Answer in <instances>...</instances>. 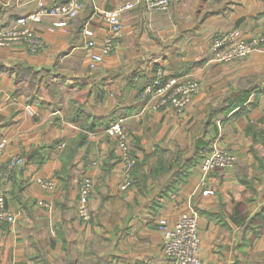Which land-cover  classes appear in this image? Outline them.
<instances>
[{
	"label": "crops",
	"instance_id": "0c3cea01",
	"mask_svg": "<svg viewBox=\"0 0 264 264\" xmlns=\"http://www.w3.org/2000/svg\"><path fill=\"white\" fill-rule=\"evenodd\" d=\"M54 1L61 0H45ZM83 2L73 18L44 15L34 24L43 52L0 47V143L7 139L0 182L15 214L0 225V264H165L159 220L174 223L190 205L199 214L202 264H264V50L210 60L219 33L264 34V0H171L168 10L151 16L135 4L123 12L117 48L94 69L83 47L85 24L101 38L103 11L136 0ZM38 7L37 0H0L1 28ZM159 67L167 79L203 78L182 113L142 98L148 73ZM219 105L225 115L205 128ZM121 119L145 161L144 181L127 189L120 188L117 137L106 132ZM81 133L74 168L62 173L63 155ZM215 138L236 154V164L211 172L194 193L203 175L198 161L163 195L169 174L155 171V162L169 152L177 158L180 150L189 158ZM12 155L25 161L7 172ZM84 174L95 181L90 222L77 213ZM33 175L54 176L55 191L32 183Z\"/></svg>",
	"mask_w": 264,
	"mask_h": 264
},
{
	"label": "built area",
	"instance_id": "2783aa9c",
	"mask_svg": "<svg viewBox=\"0 0 264 264\" xmlns=\"http://www.w3.org/2000/svg\"><path fill=\"white\" fill-rule=\"evenodd\" d=\"M37 2L39 4L37 10L19 16L9 26L1 28L0 38L17 40L22 43L23 50L30 53L43 52L45 41L36 32L34 24L40 22L44 15L60 19L73 18L84 6L83 0L54 1L50 4H47L45 0H37ZM139 3L144 5L146 15L151 16L155 10H168L171 0H136V2H126L116 8L103 11L102 17L107 27L101 38L94 37L88 26L89 23H86L82 30V38L83 47L89 51L91 68H97L104 61L105 56L117 48L123 33V12ZM263 42L264 34L247 37L239 28L224 31L217 34L213 40L210 60L212 62H225L246 57L255 51L264 50ZM148 75L150 76H148L141 91V96L155 109L161 106H169L177 113H182L202 85L199 79L190 75L165 79L161 67L153 74L149 72ZM106 132L117 137L118 157L121 162L120 188L127 189L131 186L132 170L136 163V158L131 154L129 132L122 125V119L106 128ZM6 143L7 139L1 141L0 153ZM24 161V156L12 155L7 163V172ZM236 162V154L224 146L218 138H215L211 143V149L200 163L203 175L194 193L207 183V176L211 172L219 168L233 167ZM92 164H96V162L93 161ZM1 165L0 160V169ZM29 179L47 191L53 192L57 186V180L54 176L33 175ZM94 188L95 181L91 176L84 174L78 180L77 213L84 222H90L92 219L90 199ZM198 218V211L190 205L174 223H170L165 218L159 220L164 236L163 255L166 258L165 264H202ZM14 220L15 214L7 205L0 182V225L14 222Z\"/></svg>",
	"mask_w": 264,
	"mask_h": 264
},
{
	"label": "trees",
	"instance_id": "16d2710c",
	"mask_svg": "<svg viewBox=\"0 0 264 264\" xmlns=\"http://www.w3.org/2000/svg\"><path fill=\"white\" fill-rule=\"evenodd\" d=\"M61 1H63V0H61ZM0 29H1V25H0ZM2 65L3 64L0 63V69H1V67H3ZM23 69L25 70L27 68L23 67ZM29 71H30V69H28V72ZM165 79H167V78H165ZM255 90H256V87H254V86L252 88L248 89L245 92V97H248ZM220 107H221L220 105L217 106L216 110H213V113H211V116L205 119L204 123L207 125V126L205 125V128H207L209 125H211L212 120L214 119L215 116H218V115L224 116L225 115L226 112L224 111V109H221ZM109 124L110 123L105 125L103 128H106L107 126H109ZM87 129L90 130L91 127L89 126V127H87ZM85 136H86L85 133H81L77 139H75V140L71 141V143H69L68 148L65 151V154L63 155V160L65 163V166L63 168L62 173H66V174L69 173L70 174V171L74 168V165H75L74 155H75V153H78L77 142H79V140L84 139ZM211 143L212 142H208V147L203 152H202L201 148H198L197 150H195L194 154L192 156H190L189 158H187V157L182 158L183 151L180 150V151H178L177 158L174 157L173 159H170L169 158L170 152L169 153L167 152L168 156H169L168 157L166 155L167 159H165L164 156H161L157 160V162H155V164L153 166L155 171H158L161 169L163 172H165L166 177H167V173L169 174L168 177L166 178L165 185H164L163 190L161 192L163 195H167L168 189H174L176 183H179V181H180L179 179H180L181 175H183V177H185L189 173L190 168L193 165H195L198 161L202 160V158L211 149ZM130 149H131V154L136 158V163H135L133 170H132L133 171L132 173L134 174V176L132 174L131 184H133V183L136 184V181H137V183L144 181L143 164L145 161L139 160L138 157L136 156L135 152H134V149L132 147ZM155 151L158 152V151H168V150L163 148V147H159V148H156ZM170 160H172V161H170ZM166 163H170V166L168 168L165 166ZM155 204L156 203H153V207H156ZM153 209L156 210V208H153Z\"/></svg>",
	"mask_w": 264,
	"mask_h": 264
},
{
	"label": "rangeland",
	"instance_id": "374dc122",
	"mask_svg": "<svg viewBox=\"0 0 264 264\" xmlns=\"http://www.w3.org/2000/svg\"><path fill=\"white\" fill-rule=\"evenodd\" d=\"M263 34V33H262ZM22 45L21 42L15 40V39H6V38H0V47H3V48H7V49H12L13 47H15L16 45ZM264 44V42L262 43V45ZM264 46V45H263ZM30 53V52H28ZM250 55V54H249ZM248 56V55H247ZM201 81V84H202V81H203V78L199 79ZM198 80V81H199ZM201 89V88H200ZM200 92V90L198 91V93ZM197 93V94H198ZM194 98V97H193ZM193 100V99H192ZM187 108V107H186ZM130 148H131V143H130Z\"/></svg>",
	"mask_w": 264,
	"mask_h": 264
}]
</instances>
